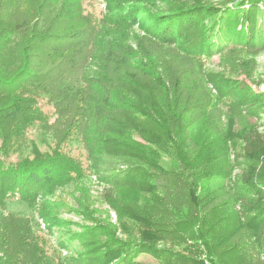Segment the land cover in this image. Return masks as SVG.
<instances>
[{
  "label": "trees",
  "instance_id": "trees-1",
  "mask_svg": "<svg viewBox=\"0 0 264 264\" xmlns=\"http://www.w3.org/2000/svg\"><path fill=\"white\" fill-rule=\"evenodd\" d=\"M162 1L165 10L153 12L107 0L109 13L95 17L80 0H0V156L29 147L33 154L0 161V206L14 194L33 204L112 159L122 166L103 175L112 187L105 199L126 231L140 226L133 240L117 238L102 223L84 226L72 239L84 251L65 264H143L141 254L159 258L169 251L159 242L180 247L189 235L203 240L211 264H249L248 237L264 252V126L239 131L231 114L223 134L197 68L188 72L197 82L182 80L156 52L173 45L202 58L234 46L264 49V0ZM130 20L144 36L131 34ZM211 79L222 97L234 96L246 110L264 104L245 78ZM193 82L200 93L186 89ZM41 99L53 105L54 120L38 105ZM36 125L50 133L43 132L48 151L28 137ZM52 137L59 143L51 149ZM72 137L82 147L77 155L60 148ZM229 138L242 144L239 150L233 144L234 161ZM163 157L176 167L165 169ZM42 210L51 216L47 199ZM194 253L185 248L177 257L204 264ZM0 264L64 262L49 255L29 220L9 211L0 215Z\"/></svg>",
  "mask_w": 264,
  "mask_h": 264
},
{
  "label": "rangeland",
  "instance_id": "rangeland-1",
  "mask_svg": "<svg viewBox=\"0 0 264 264\" xmlns=\"http://www.w3.org/2000/svg\"><path fill=\"white\" fill-rule=\"evenodd\" d=\"M83 8L87 12L92 13L95 17H101V13H109L107 8V0H80ZM186 0H177V5L181 6V3ZM196 2L199 0H189ZM207 4H214L216 6H223L226 0H200ZM127 9L133 10L134 6H146L153 12H160L165 10L166 4L162 0H150V3L141 2V0H127L125 2ZM228 5H231L229 2ZM126 9V11H127ZM131 24V34H139L144 36L143 32L138 28V23L133 20L128 21ZM158 49V48H157ZM156 52L160 57L171 63L173 71H177V77L180 79H193L197 82L199 79L190 78L188 72H193L197 68L201 78L204 80L209 96L213 100L214 107L219 113V125L221 126V132L225 134L229 127V116L235 114L233 126L239 131L247 129L252 124L264 126V104L257 107L256 110H246L241 104H237L233 98L222 97V94L215 87L211 81L212 77L218 78L224 75L228 78L240 80L245 78L250 87L256 90L258 93L264 95V49L249 48L244 46H234L223 51L221 54H214L211 56L203 55L202 58H196L193 54L180 52L173 45L159 46ZM94 65H93V67ZM186 85L187 90H193L196 92L201 91L202 87H197L196 84ZM39 106L49 113L50 120L55 119L54 108L51 103L41 99ZM199 133H202V127H198ZM44 129L38 125L33 126L29 130V138L35 143V145L41 151H48L49 147L43 142ZM48 131V130H47ZM45 135H50L49 132H44ZM229 157L234 161L233 144L236 143V149L241 148V141L238 138L228 140ZM59 141L52 137L50 141L51 149L55 147ZM49 144V143H48ZM1 145V140H0ZM60 148L63 151H67L69 154L77 155L82 151V147L78 142L70 139H65L61 142ZM232 149V150H231ZM33 157L32 147L27 148L24 152L17 153L12 152L9 157L5 158L0 156L1 164H8L11 162L20 161V159ZM230 160V161H231ZM227 158V162L230 164ZM251 161V160H247ZM161 165L167 170L176 167V163L168 158L161 159ZM234 163V162H233ZM121 163L116 160H108L99 168H91L87 170L86 176L79 182L72 181L68 184L56 187L55 191L38 198L33 204H30L20 199V194H14L10 197L8 206L3 208L0 206V215L9 211L16 212L29 220L30 226L34 232L42 237L46 241V245L49 251V255L52 257L60 258L61 261L69 262L74 259H78L84 251L81 241L73 239V236L82 232L84 226H94L97 223H102L108 226V229L114 231L115 236L122 240H133L131 236L132 230L134 235L139 237L140 226H131L127 231L125 221L123 222L117 213V211L110 206L105 199V191L111 189V185L102 180L103 175L108 174L109 171L121 168ZM177 163V168H178ZM237 170L232 172V178ZM154 181L156 179H153ZM164 183V182H162ZM127 192V191H125ZM47 199V204L52 207L51 216L49 218L43 216L42 202ZM62 220L63 224H56L54 221ZM247 243L246 257L249 264H263L264 255L263 251L256 247L253 237L245 239ZM158 247H168L169 251L162 252L159 258H155L152 255L141 254L140 259L143 264H184L181 258L177 257V251L183 252L185 248L187 250L195 251L197 257L209 256L207 249L201 239L196 240L191 236H186L180 247L173 246L169 241H161ZM199 251V252H197ZM194 253V254H195ZM211 260V259H210ZM178 261V262H177ZM212 263V260L210 261ZM111 264H119L117 261ZM189 264V263H188Z\"/></svg>",
  "mask_w": 264,
  "mask_h": 264
},
{
  "label": "built area",
  "instance_id": "built-area-1",
  "mask_svg": "<svg viewBox=\"0 0 264 264\" xmlns=\"http://www.w3.org/2000/svg\"><path fill=\"white\" fill-rule=\"evenodd\" d=\"M202 258L204 259V262H205L204 264H211L209 259L206 256H203Z\"/></svg>",
  "mask_w": 264,
  "mask_h": 264
}]
</instances>
